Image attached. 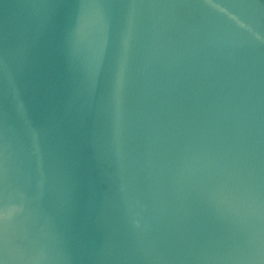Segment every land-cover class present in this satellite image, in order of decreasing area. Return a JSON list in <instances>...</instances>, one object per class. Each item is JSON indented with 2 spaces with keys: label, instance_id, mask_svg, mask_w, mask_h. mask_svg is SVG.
<instances>
[{
  "label": "water",
  "instance_id": "1",
  "mask_svg": "<svg viewBox=\"0 0 264 264\" xmlns=\"http://www.w3.org/2000/svg\"><path fill=\"white\" fill-rule=\"evenodd\" d=\"M0 264H264V0H0Z\"/></svg>",
  "mask_w": 264,
  "mask_h": 264
}]
</instances>
